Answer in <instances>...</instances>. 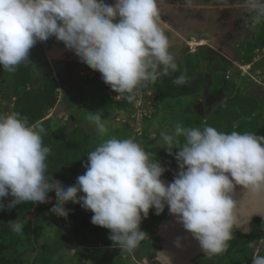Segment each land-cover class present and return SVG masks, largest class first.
Returning a JSON list of instances; mask_svg holds the SVG:
<instances>
[{"label":"clouds","instance_id":"clouds-1","mask_svg":"<svg viewBox=\"0 0 264 264\" xmlns=\"http://www.w3.org/2000/svg\"><path fill=\"white\" fill-rule=\"evenodd\" d=\"M192 2L184 0L186 5ZM158 4L159 0H0V68L15 73L21 64L32 63L29 53L37 42L42 46L41 42L54 37L87 65L80 72L82 78L102 80L116 105L125 99L131 102L127 117L143 111L145 115L152 112L150 117L156 108L152 84L180 71ZM236 6L244 9L250 28L264 22V0H239ZM188 80L182 71L172 83L184 85ZM139 88L144 91L142 107L136 105ZM111 91L123 98L115 99ZM87 119L98 133H107L101 111H91ZM125 123L136 137L144 134L145 128L135 120L125 118ZM44 132L19 113L0 112V210L48 203L49 192H54L53 214L66 218L65 205L79 203L93 213L92 224L109 229L113 244L130 253L148 236L140 225L150 209L160 215L167 206L206 255L222 254L237 225L236 186L264 198V135L176 122L160 132L162 147L174 155L179 169L167 184L161 177L168 169L146 151L143 142L113 136L87 154L84 173L73 185L64 186L48 174L50 148L44 145ZM8 196L11 199L5 203ZM9 227L22 234L24 224L14 219ZM181 242L177 237L174 243L181 247ZM161 256L167 255L156 253L152 261L145 256L140 264H154ZM251 264H264V255H254Z\"/></svg>","mask_w":264,"mask_h":264},{"label":"trees","instance_id":"trees-1","mask_svg":"<svg viewBox=\"0 0 264 264\" xmlns=\"http://www.w3.org/2000/svg\"><path fill=\"white\" fill-rule=\"evenodd\" d=\"M262 27L263 31L262 34H259L258 43H256L257 39L254 44L249 43L250 46H253L252 50L255 46L264 43V25H262ZM204 48H202V55L207 57L206 53L208 51L206 49L204 50ZM34 50L38 53H35L34 58L38 59L40 56L44 59L42 56V46L39 42L35 45ZM252 57L253 56L249 54L247 60H250ZM212 59L216 60L217 55L212 56ZM178 66L180 71L171 73L168 76H161L152 84L156 93L154 102L156 108L160 100L166 101L179 98L180 96L183 97L184 95L199 94L200 89L202 90L203 87L206 86V83H208L209 78H206L205 74L200 70L201 61L198 59L197 53L194 55L187 54L185 58L178 62ZM226 66L224 64L221 65L223 70L222 75H224ZM182 71L187 72V76L189 77L188 82L184 85L173 84L172 80L180 75ZM15 73L14 82L10 86L11 95L14 98L10 111L19 113L22 117H26L29 123L35 126L43 122L48 114V110L55 106L58 100L57 88L59 84L63 86H65V84L62 81L59 83L48 73L40 82L38 77L41 73H39L38 69L36 67L34 68L33 65L21 64L18 66ZM215 74H217V78L220 75L218 73ZM231 85L232 88L235 86L233 80ZM105 87L109 86L105 85ZM226 89L227 86L221 88L223 91ZM117 106L122 110H129L132 108L131 102L126 99L123 102L117 103ZM259 107L261 108L260 104H257L254 99L244 97L243 95L241 96L240 94H234V96H228L224 102L218 105L214 115L209 116L205 120L201 116L202 119L195 120L197 123L193 121L187 125L200 128L209 125L222 132H243L244 129H247V132L264 135V117L257 112ZM46 122L49 123V120H46ZM64 131L65 125H59L54 129L48 127L45 132L42 133V136L44 145L50 148V153L46 161L48 165V174H52V176L56 180H59L64 186H71L74 182L69 177L76 173H84V164L87 161V154L92 151L97 144L90 138V135L79 126L71 130L67 139L63 137ZM154 139L156 140V137ZM143 143L146 148L148 146L150 147V141H144ZM48 195L55 196V193L49 192ZM10 199L11 196L5 197L4 202L7 203ZM54 205L55 204L45 206L44 204H36L35 209L37 210V214L34 221L27 218L33 206L30 202L18 204L11 210H0V240L9 237V249L7 254L10 255L12 253V255L7 257L5 255L4 258L0 259V264H10L11 262L12 264H24L22 261L18 260L17 251L13 247L16 243L20 245L32 239L31 242L34 241V243L39 242L44 244L46 250L44 251L40 248L38 250L40 255L44 256L46 260H49L51 257H56L59 250L62 247H66V244L72 238L78 242V245H74L73 247L76 249L75 256L78 259V264L83 263V259L88 252L93 254L94 251L104 254L103 260L94 264L125 263L120 258H113L109 250L102 248L112 242L108 238L110 230L92 224L91 216L93 213L90 210L83 209L79 203L74 204L68 202L65 208L69 210V213L65 218L55 215L50 211ZM166 214H168L166 206L160 215H156L154 210L150 209L148 217L141 222V229L147 234L156 231L158 222L165 218L164 216ZM14 219L24 224L22 234L11 231L9 221ZM67 220H71V225L67 224ZM46 225H51L54 228L53 240L51 242L47 240H51L52 238H45V240L42 241L45 235L44 228ZM232 236L233 238L228 242L226 251L211 257L204 256L202 264H226L227 261H232L234 264H251L252 247L250 243L255 238L261 237V235H256L254 238L252 235L244 234L234 228ZM30 247L32 246L30 245ZM139 247L141 248L139 257L143 259V257L147 256L148 259H151L155 256L156 250L160 248V244H151L145 238ZM10 248L12 249L10 250ZM31 250L36 251L33 249ZM8 257L12 258L8 259Z\"/></svg>","mask_w":264,"mask_h":264},{"label":"rangeland","instance_id":"rangeland-1","mask_svg":"<svg viewBox=\"0 0 264 264\" xmlns=\"http://www.w3.org/2000/svg\"><path fill=\"white\" fill-rule=\"evenodd\" d=\"M204 2L214 1V0H203ZM186 9V8H184ZM183 9V10H184ZM196 8H193L185 13L189 16V30L192 28L193 31L189 32L187 34V39L190 42L192 39L191 37H196L195 31H201L200 29L202 26L204 27V24H210V23H218L217 25H222V28H225V24L222 22V18L218 17L215 18V16L212 17L214 13H211L207 17V14H202L195 12ZM189 12V13H188ZM220 23V24H219ZM224 24V25H223ZM264 24V22H263ZM244 29L246 31V27H249L246 23L243 24ZM170 26V25H169ZM237 31L233 30V32L229 35L227 39L228 48L227 51L225 50V53L228 54L229 57H234L233 50L235 47V41L242 36L239 33V27L236 29ZM263 27H255L254 29L251 28L249 32L256 33L257 42L259 40V34H262ZM202 35L198 37H203V31H201ZM238 32V33H237ZM200 33V32H199ZM209 35V34H208ZM207 35V36H208ZM247 33L244 32L243 36H246ZM206 36V35H205ZM55 38H49L47 41L42 42V56L44 57L43 62L38 66L40 67L39 70L41 74L38 77V80H41L45 77V75L48 73L51 76H53L56 80L58 77L56 65H55V59L59 58L58 54L61 53L60 50H62L64 44L60 41L54 40ZM171 39V38H170ZM248 39V38H247ZM247 39L240 40L239 46L236 49V52L239 53L242 51L245 53V59L247 60V56L251 53L252 46H250V42ZM192 45L189 46L185 43L184 46L186 48V52H196L201 48H198L199 46L194 43L190 42ZM253 43V42H252ZM254 44V43H253ZM214 48H217L218 46L213 45ZM221 46V45H219ZM260 46V47H259ZM257 46L258 48H261L262 45ZM35 48V46L33 47ZM30 50L29 53V59L32 61V63H26L28 65H33L35 68L37 65H35L34 60L32 59L31 55L34 57L35 51L34 49ZM209 48V47H208ZM207 48V49H208ZM57 51V52H56ZM185 52V53H186ZM194 53V54H196ZM201 53V52H200ZM198 55V59L201 61V67L200 70L205 74L206 78H209L208 83L205 87H203V90L200 89L199 94L194 95H184L183 97L175 98V99H169V100H160L158 104V108L153 109V114L149 117V115L152 113H148V115H145V111H143L141 114L137 113L136 116L133 118L127 117V112L125 110H119L118 106L111 101L109 98L106 88L104 86V83L99 81V78L97 79L95 76H91V78H81V82L79 87L76 91H68V90H60L57 88L58 93V100L54 107L48 110L47 116L44 118L43 122L38 123L37 127H43L44 130H46L48 127L54 129L55 127L59 125H65V131L63 133V137L65 139L68 138L69 133L71 130L77 126L83 128L88 135H90V138L94 140V142L99 145L103 142V140L110 138V137H117V138H134L138 143L142 142H148L150 141V147L148 146L145 149L146 151L153 152L155 154L156 159L160 161L168 170L165 171V175H162V179H173L176 175V171L178 170L177 161L174 158V155H169L165 148H163V141L160 137V132L162 130H170L176 122L182 123L185 127H190L187 125L188 123H191L195 120H199L201 116L205 120L211 115H214L216 112V109L219 104L224 102L228 98V96H234V94H240L244 97L250 96V99H254L257 104H260L261 108L257 110L261 114L262 117H264V88L259 87L257 85V82L251 78V75H243L239 76L240 72L248 73L250 72V67H243L242 70L234 71L231 67L227 68L226 71H229V74L226 75V71L224 72L223 77V83H221L220 79L218 81L217 76L214 74L217 73L216 69L220 67L218 63L212 64V60L210 59L208 62V57L215 56V50L209 51L206 53L207 57L202 54ZM72 54H74L72 52ZM64 55V54H63ZM252 54H250L251 56ZM62 56V55H61ZM62 58V57H61ZM37 62V61H36ZM43 66V67H42ZM87 65H84L83 67H86ZM210 66V67H209ZM47 69H46V68ZM86 67L85 69H87ZM244 70V71H243ZM39 72V71H38ZM55 72V76L52 74ZM16 73H7L2 68H0V112H8L10 113V109L13 102V97L11 95V89L10 86L14 82ZM255 76V75H254ZM99 77V76H98ZM256 77V76H255ZM258 80H261L259 82H262L264 84V80H262L261 77H257ZM232 80H237L240 84L239 88L237 86L232 88L231 82ZM58 81V80H57ZM210 86L208 92L206 91V88ZM224 86H227L226 90H221V88H224ZM9 88V89H8ZM226 88V87H225ZM143 91V90H142ZM144 92V91H143ZM140 97L143 99L144 95L140 92ZM203 97V107H204V113L199 116L195 112V105L192 103L193 101L198 100L200 97ZM149 101V99H147ZM251 101V100H250ZM170 105V106H169ZM142 107V105L140 106ZM91 111H101L102 112V119L107 127V133L105 135H101L98 133L95 129L94 124L88 121L87 117L90 115ZM149 117L143 119V117ZM125 118H127L131 123H134V120L137 124L141 126L142 129L145 128L144 134L141 137H136L135 133L127 127V124L125 123ZM117 119V120H116ZM202 119V118H201ZM46 120H49V123L46 122ZM144 123L142 124V122ZM197 123V121H195ZM243 132H247V129H244ZM156 137V140L154 139ZM180 143H183V137L179 138ZM142 147V146H141ZM151 148V149H150ZM178 151V149H173V153ZM78 175H81V173H76L70 176L69 178L75 183L76 178ZM73 183V184H74ZM82 195V193H81ZM51 199L48 203H42L45 206H50L53 204H56V196H49ZM36 204H33L31 211L28 213V219L31 221H34L36 218L37 210ZM165 218L169 217V213L164 216ZM164 219V218H163ZM71 220H67V224L71 225ZM261 228H264V224H262ZM53 226L46 225L45 235L42 238V241L45 240V238L51 240H47L48 242H51L53 240ZM260 230V232H259ZM255 232H251L250 235L255 238L256 235H261L259 238H255L251 243L258 240L259 246H256L255 248L252 247V255H256L255 253L260 255H264V250H262L261 244L264 243V232L262 229L258 228ZM249 235V234H247ZM9 236V235H7ZM262 238V239H261ZM21 243H16L13 247L17 251L18 260L22 261L24 264H78V259L75 256V250L73 247L74 245H78L77 240H74L73 238L68 241L66 244V247H62L59 250V253L56 257L50 258L49 260H46V258L39 253V248L46 250L44 247V244H41L39 242L32 241ZM41 240V239H40ZM146 240L149 241L151 244H158V242L161 239V237L157 234V230L148 234L146 236ZM9 237H5L4 239L0 240V243L8 244ZM31 243V244H30ZM0 244V248H4L5 245ZM30 245L32 247H30ZM100 246V245H99ZM102 247V246H101ZM13 248V249H14ZM93 248V247H92ZM102 248H105L110 251L113 258H120L125 263L124 264H140L141 257H139V254L141 253V248L139 247L134 252H128L127 250L121 249L119 246L113 244L111 242L109 245L104 246ZM36 250V251H32ZM259 250V252H258ZM6 257L10 256L6 252H4ZM4 253L0 252L1 259L5 257ZM45 253V252H44ZM44 255V254H43ZM64 255V256H63ZM104 254L101 252L94 251L93 254L88 252L84 259L82 264H94L96 262H101L103 260ZM12 257H8V259H11ZM150 261L154 259H149ZM12 263V262H11ZM14 263V258H13ZM154 264H160L159 262H155ZM226 264H234L232 261H227ZM244 264V263H243Z\"/></svg>","mask_w":264,"mask_h":264},{"label":"crops","instance_id":"crops-1","mask_svg":"<svg viewBox=\"0 0 264 264\" xmlns=\"http://www.w3.org/2000/svg\"><path fill=\"white\" fill-rule=\"evenodd\" d=\"M106 2L112 3L113 0H106ZM238 2H239V0H228V5H226L225 0H214V1H209V2H204L203 0H193L191 5H186L184 3V0H159L158 7H159L161 17H162V21L164 22V24L165 25L170 24V27L172 30L171 31L172 33L171 34L169 33L172 36V38L170 39L171 49H172V51L175 52V54L177 56V63L180 62L183 58H185V56L187 54H193L194 55V53L197 52V51L191 52V51H193V50H191L190 52L187 53L186 52L187 50L183 44V43H185L188 45L190 42H194L196 45L204 46L205 47L204 50L205 49L207 51H208V49L210 51L215 50V52L220 54V56H222V58L225 59V60H223V62L222 61H216L217 59L213 60L212 57H210V56L208 57V62L211 59L212 64L218 63L219 65H222V64H224L225 66L227 65L225 68V71L231 65H232L231 67H233L232 69L234 71H237L238 69L242 70L243 67H250V69H249L250 72L243 73L241 71L239 76L250 74L251 78L253 80H255V82H257V85H259V87H261V88H264V84H262V82H259L261 80L257 79V77H261L262 80H264V50H262V47H261L260 51H259L257 46H255L253 48V50H251L250 54H252L253 57L250 60L245 59V53H243L242 51H240L239 53L236 52V49L239 46L238 42L240 40H242L244 38L245 39L248 38L247 40L251 41L250 43H252V42L254 43L255 40L257 39L256 33L249 32V30L251 29L250 27H246V31H245L244 25H243L245 23V18L242 15L244 12V9L236 6ZM184 8H186V9H184ZM190 8H191V10L193 8H196L195 12L197 11V13L198 14L201 13V15L207 14V17L209 15H211V13H214L212 15V17L215 16V18H218V17L222 18V22L226 25L225 28H222L221 27L222 25L220 23H219L220 25H217L218 23L216 24L213 22L210 24H207V25L204 24V27L202 26V28L200 29L201 31H203V37H198V36H200L199 34L202 33L201 31H198V32L195 31L196 35H198V36H196V37L192 36L191 37L192 40L189 42L187 39V34L189 32H192L193 29L191 28L189 30V22H190L189 20L190 19H189L188 14H186V16H185V13L187 11H189ZM262 25H264L263 22L261 24L257 25V27L262 26ZM237 27H239L238 31H239L240 35H242V36H240L237 39V41H235V47L233 50V52H234L233 56L234 57L231 58L228 56V54L225 53V50L227 51L228 44H229V42L227 43V39H228L229 35L233 32V30L237 31L236 30ZM244 32L247 33L246 36H243ZM54 40H56V39H54ZM57 41L58 40H56V42ZM41 44H42V42H41ZM212 44L216 45L218 47L214 48L212 46ZM219 45H221V46H219ZM263 45H264V43L262 44V46ZM60 52L61 53L58 54L59 58H61V57L67 58L68 54L72 53L71 50H69L65 47H63L62 50H60ZM199 53L200 54L203 53L202 48L198 51L197 54L199 55ZM217 57H218V55H217ZM78 60H79V58H78ZM218 60H219V58H218ZM84 65L85 64L80 61L79 66L81 68L79 69V73H78L79 79L77 80V83L75 86H73V87L68 86L67 87L66 85L63 86L62 84H59L58 88L60 90H68V91H72V92L76 91L80 85L81 80H82L81 79L82 75L80 74V72L84 71V68H85V67H83ZM231 67L229 69H231ZM243 69H245V68H243ZM52 74L55 76V72ZM226 74L228 75L229 71H226ZM56 78H57L59 83L61 81L63 82V80H61L60 76H58ZM85 78H89V77L85 76ZM64 81L66 83L68 82V84L71 85V83L67 79H65ZM99 81L103 82L100 79H99ZM233 81H234L235 86H237V88H239V85H242L237 80H233ZM149 84H151V83H149ZM248 97H250V96H248Z\"/></svg>","mask_w":264,"mask_h":264},{"label":"water","instance_id":"water-1","mask_svg":"<svg viewBox=\"0 0 264 264\" xmlns=\"http://www.w3.org/2000/svg\"><path fill=\"white\" fill-rule=\"evenodd\" d=\"M165 26L167 32L171 34V27L169 25ZM195 110L202 115L204 113L203 104L198 102ZM162 180L167 184L173 179ZM233 198L237 201L238 208L237 225L234 228L244 234H250L254 218L264 221V198L252 196L245 188L239 185L235 188ZM157 234L161 237L162 241L155 255L156 253H164L167 255L161 256L159 260H156L160 264H168V257L170 264H196L194 261L195 258L199 255H206L200 248L198 241L170 213L168 218H164L158 222ZM177 237L182 238L181 247H177L174 243ZM152 259H155V256Z\"/></svg>","mask_w":264,"mask_h":264},{"label":"flooded vegetation","instance_id":"flooded-vegetation-1","mask_svg":"<svg viewBox=\"0 0 264 264\" xmlns=\"http://www.w3.org/2000/svg\"><path fill=\"white\" fill-rule=\"evenodd\" d=\"M168 25H170V24H168ZM168 35H169V37L170 38H172V36L169 34V33H167ZM198 48H204V46H199ZM34 49V48H33ZM209 50V49H208ZM210 51V50H209ZM215 55H218V57H217V60H218V58H219V61H222L223 62V60H225L224 58H222V56H220V54H218L217 52H215ZM32 58L34 59V62H35V64L37 65L36 66V68L38 69V71H39V73H41L42 72V70L40 71L39 70V66H38V64L40 65L42 62H43V59H42V57H40L39 56V58L38 59H36V58H34L33 56H32ZM37 61V62H36ZM79 64H80V61L78 60V57L75 55V54H72V53H70V54H68V56H67V58H56L55 59V65H56V69H57V74H59L60 75V78H61V80H63V82H64V84L68 87H73V86H75L76 85V83H77V80L79 79L78 78V73H79V69L81 68L80 66H79ZM41 66V65H40ZM43 67V66H42ZM46 68V67H45ZM47 69V68H46ZM216 72L218 73V74H220L219 76H218V80L220 79V81H221V83H223V77L221 76L222 74H223V70H222V67L220 66V67H218V69H216ZM215 75H217V74H215ZM214 75V76H215ZM65 79H67L70 83H71V85H69L68 84V82L66 83L64 80ZM73 82V83H72ZM207 85V84H206ZM209 88H210V86H208V88H206V91L208 92V90H209ZM208 89V90H207ZM198 102H201L202 104L204 103V101H203V97L201 96L200 97V100H198L196 103H193L195 106H197V104H198ZM179 171V169L176 171V174H177V172ZM163 175H165V174H163ZM262 224H264V222L263 221H261V220H257V218H255L253 221H252V226H251V232L253 233V232H257L256 231V229H258V228H260V229H262V231L264 232V228H261V226H262ZM250 232V233H251ZM259 232H260V230H259ZM262 239V238H261ZM161 241L162 240H160L158 243L161 245ZM259 242H258V240L257 241H255L254 243H253V245H251V243H250V246L251 247H253V248H255L256 246H259V244H258ZM1 244V243H0ZM261 246H263V247H261L262 248V250H264V243H262L261 244ZM9 246H8V244H6L5 245V247L4 248H0V252H2V253H4V252H6V253H8V248ZM12 248H10V250H11ZM258 252H259V250H258ZM255 254H257V252L255 253ZM4 255H5V253H4ZM10 255H12V253L10 254ZM204 256L205 257H209L208 255H203V257H202V255H199L197 258H195L194 259V261H195V263L196 264H202V262H203V259H204ZM0 259H1V257H0ZM10 264H12V263H10Z\"/></svg>","mask_w":264,"mask_h":264},{"label":"built area","instance_id":"built-area-1","mask_svg":"<svg viewBox=\"0 0 264 264\" xmlns=\"http://www.w3.org/2000/svg\"><path fill=\"white\" fill-rule=\"evenodd\" d=\"M262 50H264V48L262 49ZM98 72V71H97ZM86 73H88V74H90V75H93V70H88V71H86ZM99 73V72H98ZM99 75H101L100 73H99ZM100 78H101V76H100ZM142 93V94H144V92L143 91H141L140 90V88L139 89H137L136 90V95H137V99H136V105L138 106V107H140L141 105H143V99L140 97V95H139V93ZM110 93V95H112L115 99H117V100H121L123 97L120 95V94H117V93H114V92H109ZM138 112H140V109H138Z\"/></svg>","mask_w":264,"mask_h":264}]
</instances>
